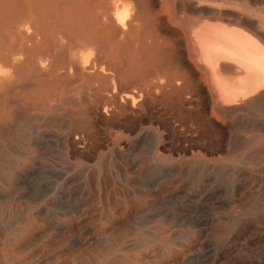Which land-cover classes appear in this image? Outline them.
I'll use <instances>...</instances> for the list:
<instances>
[{"label":"rangeland","instance_id":"1","mask_svg":"<svg viewBox=\"0 0 264 264\" xmlns=\"http://www.w3.org/2000/svg\"><path fill=\"white\" fill-rule=\"evenodd\" d=\"M50 1L42 8L55 13L54 22H38L50 29L45 56H14L18 81L10 64L1 65L7 94L0 93V262L264 264V109L216 112L185 21L209 16L202 20L215 24L221 16L218 23L261 25L264 35V0ZM95 5L110 8L112 23L96 19V43L82 44L76 32L67 42L57 21L72 25L75 12ZM122 9L140 19L132 33L113 28V14ZM12 16L18 19V0H0V29ZM198 25L188 27L191 38ZM128 92L134 101L124 97Z\"/></svg>","mask_w":264,"mask_h":264},{"label":"bare ground","instance_id":"2","mask_svg":"<svg viewBox=\"0 0 264 264\" xmlns=\"http://www.w3.org/2000/svg\"><path fill=\"white\" fill-rule=\"evenodd\" d=\"M126 1H128V0H126ZM214 1V0H213ZM50 0H18V19L16 20V16L15 17H13L12 16V18H9V20H8V22L3 26V28L2 29H0L1 31H0V41H2V40H5V39H7V43H4V44H7V45H3L2 46V42L0 43V75L2 74V67H1V65L3 64L4 66L5 65H7V64H10L11 65V69H13L12 70V75H13V77L16 79V81H18V64L15 62L16 60L15 59H13L14 58V56H16V55H18L19 53L20 54H25L26 56L27 55H30V56H35V55H38L37 57H39L40 56V58H42L43 56H45V52L43 53V51L45 50L44 49V47H45V45L48 43L47 42V38H49L48 37V31L50 30V29H48V28H43V26H47L45 23V25H38V22L41 20H44V19H46V20H50V21H53L54 22V19H53V16L55 15V13L53 12L52 13V10L49 8L46 12H45V10H44V8H42L43 6H45V5H50ZM129 2V1H128ZM142 2V1H141ZM201 2V1H200ZM225 3V1H221V3ZM234 2V1H233ZM102 3V2H101ZM100 3V4H101ZM103 3H105L104 1H103ZM102 3V4H103ZM193 3V2H192ZM235 3V2H234ZM234 3H233V5H234ZM264 3V2H263ZM61 4V3H60ZM60 4H58V5H60ZM101 4V5H102ZM203 4V3H202ZM87 5V4H86ZM100 5V6H101ZM124 5V4H123ZM192 5V4H191ZM197 5H201V4H199V3H197ZM205 5V4H204ZM226 5V4H225ZM235 5H237V4H235ZM246 5V4H245ZM52 6V5H51ZM71 6H72V4H71ZM71 6H69V7H71ZM76 6V5H75ZM95 6H97V10L95 9V11H86V10H82V7H81V10H79V11H77V12H75L74 14V23L72 24V25H64L63 24V22L62 21H60V19H59V21H57V23H56V26H58V24H59V28L61 29V31L63 32V33H65L66 35H67V42L69 41V42H71L72 40H71V36L73 35V34H75V32L78 34V35H76L75 37H77V36H81V38H80V40H81V43L82 44H85V45H87L86 43H96L98 40H97V38L99 37L100 38V33L99 32H97V31H95L96 30V26L94 27V24H95V21L97 22V24L99 23L97 20H98V17L100 16V19H101V17H105L103 20H105V19H107V20H109L110 21V23H112L111 22V15L110 14H107L105 11H108L109 12V10H110V8L108 9L107 7H106V9H105V7H103L105 10L102 12V10L100 9V7L98 6V5H95ZM94 6V7H95ZM132 6V5H131ZM237 6H239V5H237ZM247 6V5H246ZM69 7L67 6V8L69 9ZM80 7V6H79ZM78 7V8H79ZM102 7V6H101ZM144 7V6H143ZM194 7V6H193ZM218 7V6H217ZM245 7V6H244ZM248 7V6H247ZM246 7V8H247ZM60 8V7H59ZM66 8V9H67ZM125 8H128L127 6H125ZM134 8V7H133ZM199 8V7H198ZM219 8V7H218ZM77 9V8H76ZM100 9V10H99ZM222 9V8H221ZM248 9V8H247ZM204 10H207V9H204ZM214 10V9H213ZM249 10V9H248ZM247 10V11H248ZM256 10H258V9H256ZM73 11V10H72ZM99 11H101V12H99ZM135 11H136V8H135ZM215 11V10H214ZM219 11V10H218ZM221 11V10H220ZM230 11V10H229ZM253 11V10H252ZM259 11V10H258ZM257 11V12H258ZM263 11V10H262ZM262 11H260V12H262ZM61 12V11H60ZM59 12V13H60ZM65 12V11H64ZM134 12V11H133ZM203 12V11H202ZM205 12V11H204ZM209 11L207 10V12L206 13H208ZM223 12V11H222ZM234 12V11H233ZM241 12V11H240ZM44 13H45V15H44ZM69 13V12H68ZM137 13V12H136ZM201 13V12H200ZM212 12H210L209 14H211ZM217 13V12H216ZM214 14V16L215 15H217V14ZM263 14H264V12H262ZM126 9L124 10V9H122V10H119V11H116L114 14H113V19L114 20H112L113 21V28L115 29V31H117V32H120V31H122V29H126V28H128V29H132L133 27H134V25H133V23H136L137 24V21L139 22V17L136 15V14H134V16H132V19H131V16L130 15H128V14H130V13H128L127 15L130 17V20L128 21V20H125V16H126ZM138 14V13H137ZM224 14V13H223ZM236 14H238V13H236ZM262 14V15H263ZM59 15V14H58ZM73 15V14H72ZM110 15V16H109ZM200 15V14H199ZM202 15V14H201ZM222 15V14H221ZM252 15V14H251ZM56 16V15H55ZM64 16V14L63 13H60V15H59V17L60 18H62ZM198 16V15H197ZM204 16V15H203ZM211 16H212V14H211ZM211 16H210V18H211ZM218 16V15H217ZM217 16H215V17H213L212 16V19H214L215 20V18H217ZM247 16V15H246ZM264 16V15H263ZM58 17V18H59ZM70 17V16H69ZM205 17V18H204ZM204 17H202V18H204V20H209L210 21V19H209V16H207L208 17V19H206V16H204ZM230 17V16H229ZM253 17V16H252ZM50 18V19H49ZM57 18V17H56ZM57 18V19H58ZM70 18H72V16L70 17ZM69 18V19H70ZM182 18V17H181ZM185 18V17H184ZM193 18V17H192ZM202 18H198V19H201V20H199V22L198 23H196L195 21H193V20H196V19H190L189 21H190V24H189V22L187 21V20H185L187 23H186V26H187V29H186V31L188 30V33L184 30L183 32H186L188 35H189V38L191 39V41L189 42L190 44H191V42H193V40H194V44H195V47L193 46V48H195L194 49V51L196 50V52H193V53H196V55H194L195 57L197 56L198 58H199V60L203 63V67L206 69V72L204 73V75L207 73L208 74V79H209V77H210V79H211V82H212V86H210L209 85V89H210V91H209V93H212V89H213V94H214V97H215V99H216V108H214V109H216V112L217 111H219V114L220 113H222V114H229V115H231V114H234V115H237V114H239V112H241V111H244V110H252V111H256V112H260L262 109H264V35L262 34V32L260 31L262 28H261V25H260V30L259 29H252L251 27L253 26H251L250 25V28H245V26H243V24H241L242 26H240V23H236V25H227L226 24V22L225 23H218L219 22V20L221 19L222 20V18H221V16H220V19L218 20V22L216 23V21H217V19H216V21H215V24H209V23H207V22H205V21H203L202 20ZM224 18H225V16H224ZM223 18V19H224ZM2 19V18H1ZM40 19V20H39ZM66 19V18H65ZM97 19V20H96ZM228 19V18H227ZM231 19V18H230ZM241 18H239L238 20L239 21H241L240 20ZM259 19V18H258ZM93 20V21H92ZM102 20V21H103ZM178 20V19H177ZM180 20H182V19H180ZM184 20V19H183ZM182 20V21H183ZM220 20V21H221ZM237 20V19H236ZM5 21V20H4ZM40 21V22H41ZM49 21V22H50ZM65 21H67V20H65ZM64 21V22H65ZM127 21V22H126ZM200 21H202V23L200 24ZM223 22L225 21V20H222ZM221 21V22H222ZM227 21V20H226ZM230 21V20H229ZM44 22V21H43ZM101 22V21H100ZM107 22V21H106ZM191 22H193V24L195 23V24H199L198 26H196V29L193 31V33H192V35H193V37L191 38L190 37V32L191 31H189V28L188 27H193V26H191ZM204 22V23H203ZM110 23H108V24H110ZM228 23V22H227ZM234 23V22H233ZM242 23V22H241ZM254 23V22H253ZM18 24V25H17ZM29 24H33V31L30 29L29 31H28V28H27V26L29 25ZM42 24V23H41ZM48 24V23H47ZM53 24V23H52ZM96 24V25H97ZM106 24V23H105ZM104 24V25H105ZM178 25H179V23H177ZM176 24V25H177ZM230 24V23H229ZM252 24V23H251ZM259 24V23H258ZM262 24V23H261ZM18 26H21L22 28H23V31H19L18 32ZM49 26L51 27V29L54 27L53 25H51L50 23H49ZM98 26V25H97ZM181 26H183V25H181ZM186 26H185V28H186ZM20 27V28H21ZM25 27H26V29H25ZM98 27H100V26H98ZM184 27V26H183ZM182 27V28H183ZM254 27V26H253ZM258 27H259V25H258ZM29 28H31V27H29ZM94 28H95V30H94ZM179 28H180V26H179ZM195 28V26L193 27V29ZM134 29V28H133ZM132 29V30H133ZM184 29V28H183ZM192 29V30H193ZM264 29V28H263ZM56 31H57V29H55ZM59 30V29H58ZM135 30V29H134ZM134 30L133 31H131L130 30V32L132 33V32H134ZM142 30V29H141ZM140 30V31H141ZM182 30V29H181ZM30 31H32V32H30ZM55 31V32H56ZM78 31V32H77ZM110 31V30H109ZM108 31V32H109ZM128 31V30H127ZM54 31H53V33L54 34H58L57 32L55 33ZM104 32H106V31H104ZM137 32V31H136ZM5 33V34H4ZM50 33V32H49ZM53 33H50V34H53ZM113 33H116V32H113ZM113 33H110V34H113ZM49 34V35H50ZM53 34V35H54ZM121 34H124V32H121ZM55 35V37H57V39H59L60 37L62 38V34L60 35V33L58 34V35H60V37L59 36H56ZM105 35H106V33H105ZM108 35V34H107ZM107 35H106V37H107ZM113 35H115V34H113ZM125 35V34H124ZM139 35V34H138ZM142 35V34H141ZM186 35V34H185ZM109 36V38H110V35H108ZM112 36V35H111ZM130 36H132V35H130ZM135 36V35H134ZM133 36V37H134ZM50 37L52 38V35H50ZM59 37V38H58ZM54 38V37H53ZM101 38H103V36L101 37ZM188 38V36H186L185 37V39H187ZM2 39V40H1ZM65 39V38H64ZM108 39V38H107ZM190 39H188V40H190ZM193 39V40H192ZM77 41H78V39H76ZM49 41V40H48ZM66 41V40H65ZM187 41V40H186ZM78 43V42H77ZM53 44H55V43H53ZM59 44V43H58ZM57 44V45H58ZM64 44V43H63ZM49 45V44H48ZM51 45V44H50ZM50 45H49V47H50ZM65 45V44H64ZM64 45H62V47L64 46ZM113 45H115L116 46V44H113ZM118 45V44H117ZM191 45H193V44H191ZM59 46V45H58ZM60 46H61V44H60ZM119 46V45H118ZM52 47V46H51ZM102 47V46H101ZM189 47V46H188ZM112 48V47H111ZM190 48H192L191 46H190ZM63 49V48H62ZM47 50H48V48H47ZM191 50V49H190ZM50 51V50H49ZM70 51H72V49L70 50ZM193 50H191V52H192ZM47 52V51H46ZM70 53V52H69ZM72 53V52H71ZM70 53V54H71ZM43 54V55H42ZM47 54V53H46ZM54 55V54H53ZM72 55V54H71ZM70 55V56H71ZM192 56H193V54H192ZM22 57H24V56H22ZM36 57V56H35ZM26 59H27V57H25ZM51 58H52V56H51ZM70 58V57H69ZM24 59V58H23ZM54 59H55V56H54ZM76 59V58H75ZM25 60V59H24ZM31 60H33V58H31ZM53 60V59H52ZM198 60V62H200ZM29 61V60H28ZM23 63L25 62V61H22ZM27 62V61H26ZM25 62V63H26ZM39 62V61H38ZM197 62V63H198ZM24 63V64H25ZM28 63H30V62H28ZM28 63H27V66H28ZM33 63H34V61H33ZM40 64L39 65H42L43 63H42V60H40V62H39ZM200 64V63H199ZM21 65L22 66H24L25 67V65H23L22 63H21ZM31 65V64H30ZM26 66L27 68H33V67H35L34 65L32 66ZM36 65V64H35ZM52 65H54V64H52ZM77 65V64H76ZM75 65V66H76ZM93 65V64H92ZM92 65H90V66H92ZM8 66V65H7ZM78 66V65H77ZM200 66H202V64L201 65H199V67ZM9 68H10V66H8ZM25 67V68H26ZM44 67V66H43ZM57 67V66H56ZM69 67V66H68ZM85 67V66H84ZM83 67V68H84ZM86 67H87V65H86ZM85 67V68H86ZM101 67V66H100ZM29 68V69H30ZM31 68V69H32ZM37 68V67H36ZM50 68H52V67H50ZM73 68V67H72ZM84 68V69H85ZM89 68H91V67H89ZM99 68V67H98ZM102 68V67H101ZM29 69H28V71H29ZM30 69V70H31ZM34 69V68H33ZM54 68H52L51 70H53ZM56 69V68H55ZM63 69V68H62ZM62 69L60 70L61 72H62ZM103 69V68H102ZM205 69H204V71H205ZM57 70H58V68H57ZM64 70V69H63ZM79 70H81V69H79ZM85 70H87V69H85ZM40 71H41V69H40ZM39 71V72H40ZM203 71V72H204ZM31 72V71H30ZM55 72H56V70H55ZM85 72H87V71H84L83 70V73H85ZM94 72H95V69H94ZM100 72H101V70H100ZM44 73V72H43ZM63 73H65V72H63ZM82 73V74H83ZM88 73V72H87ZM91 73V72H90ZM101 73H103V71L101 72ZM104 74H105V72H104ZM104 74H102L103 76H104ZM135 74H137V75H139V73H135ZM84 75V74H83ZM89 75V74H88ZM97 75H99V74H97ZM133 77H134V75H132ZM132 76H130V77H132ZM207 76V75H206ZM78 77V76H77ZM80 77H81V75H80ZM107 77V76H106ZM83 79V78H82ZM103 79V78H102ZM135 79V78H134ZM98 80V79H97ZM136 80V79H135ZM134 80V81H135ZM138 80V79H137ZM95 81V80H94ZM127 81V80H126ZM104 82H106V81H104ZM108 82V81H107ZM132 82V81H131ZM209 82H210V80H209ZM208 82V83H209ZM2 83V79H1V76H0V84ZM19 83V82H18ZM18 83L16 84V83H14V84H16V85H14L15 86V88H16V86L18 85ZM60 83V82H59ZM83 83V82H82ZM93 83V82H92ZM97 83V82H96ZM137 83V82H136ZM149 83V82H148ZM167 83V82H166ZM183 83V82H182ZM101 84H102V82H101ZM153 84H155V83H153ZM157 84V83H156ZM6 85H7V83H6ZM12 85V84H11ZM80 85V84H79ZM168 85H169V83H168ZM13 86V85H12ZM11 86V87H12ZM13 86V87H14ZM160 86V85H159ZM162 86V85H161ZM3 87V86H2ZM11 87L9 88V89H11ZM13 87H12V89H13ZM97 87H98V85H97ZM166 87V86H165ZM170 87V86H169ZM210 87H212V89L210 88ZM5 88H7V87H5ZM186 88V87H185ZM191 88V87H190ZM3 89H4V87H3ZM3 89L1 88L0 89V93L2 92L3 93ZM8 89V88H7ZM8 89V90H9ZM17 89H18V87H17ZM17 89H16V91H17ZM102 89V88H101ZM106 89V88H105ZM111 89V88H110ZM110 89H109V91H110ZM159 89V88H158ZM162 89H164V88H162ZM180 89V88H179ZM4 90H6V89H4ZM135 90V89H134ZM139 90V89H138ZM138 90H136V91H138ZM148 90V89H147ZM165 90V89H164ZM16 91H14V92H16ZM132 91V90H131ZM186 91V90H185ZM190 91H191V89H190ZM8 92H12V91H8ZM147 92V91H146ZM151 92V91H150ZM149 92V93H150ZM167 92V91H166ZM165 92V93H166ZM18 93V92H17ZM55 93V92H54ZM96 93V92H95ZM125 93V92H124ZM130 93V94H129ZM143 93V92H142ZM148 93V92H147ZM146 93V94H147ZM164 93V92H163ZM5 94H7L6 93V91H4V93H3V95H5ZM10 94V93H9ZM8 94V95H9ZM12 94V93H11ZM13 94H15V93H13ZM153 94V93H152ZM151 94V95H152ZM184 94V93H183ZM144 95V94H143ZM175 95V94H174ZM61 96V95H60ZM124 96V95H123ZM135 96V93H133L132 94V92H128L127 94H125V98L127 99V100H132V101H134V97ZM138 96V95H137ZM10 97V96H9ZM123 97V98H124ZM140 97V95L138 96V98ZM145 97V96H144ZM162 97H163V95H162ZM180 97V96H179ZM211 97H212V95H211ZM210 97V98H211ZM62 98V97H61ZM213 98V97H212ZM16 99V98H15ZM63 100L65 99V98H62ZM165 99V98H164ZM177 99V98H176ZM136 100V99H135ZM6 101V100H5ZM9 101V100H8ZM15 101V100H14ZM60 101H61V99H60ZM125 101V100H124ZM212 101V100H211ZM157 102V101H156ZM164 102V101H163ZM179 102V101H178ZM213 102V101H212ZM1 103V102H0ZM7 103V102H6ZM51 103V102H50ZM125 103H126V101H125ZM125 103H123V104H125ZM168 103V102H167ZM140 104V103H139ZM213 104H214V102H213ZM8 105V104H7ZM9 106V105H8ZM136 106H137V104H136ZM139 106V105H138ZM50 107H51V105H50ZM135 107V106H134ZM54 108V107H53ZM132 108V107H131ZM134 109V108H133ZM250 113V112H249ZM255 113V112H254ZM261 113H263V112H261ZM221 114V115H222ZM246 114V113H245ZM257 114V113H256ZM183 115V114H182ZM229 115H227V116H229ZM248 115V114H247ZM258 115V114H257ZM260 115H262V114H260ZM220 116V115H219ZM239 116V115H238ZM246 116V115H245ZM223 117V116H222ZM251 117H249V119H250ZM233 119V118H232ZM259 119H262V118H259ZM263 119H264V117H263ZM235 120H237V119H235ZM245 120V119H244ZM243 120V121H244ZM45 121V120H44ZM51 121V120H50ZM233 121V120H232ZM240 121V120H239ZM48 122V121H47ZM46 122V123H47ZM70 122V121H69ZM74 122V121H73ZM81 122V121H80ZM255 122V121H254ZM256 122H257V119H256ZM262 122V121H261ZM43 123V122H42ZM57 123V122H56ZM61 123V122H60ZM76 123H78V121H76ZM252 123V122H251ZM264 123V122H263ZM8 124V123H7ZM20 124V123H19ZM50 124V123H49ZM58 124H59V122H58ZM57 124V125H58ZM261 124V123H260ZM4 125V124H3ZM46 125V124H45ZM47 125H48V123H47ZM56 125V126H57ZM238 125V124H237ZM240 125V124H239ZM256 125V124H255ZM254 125V126H255ZM258 125V124H257ZM256 125V126H257ZM263 125V124H262ZM1 126H2V124H1ZM68 126V125H67ZM81 126V125H80ZM84 126V125H83ZM238 127V126H237ZM247 127V126H246ZM259 127H260V125H259ZM264 127V126H263ZM58 128V127H57ZM68 128V127H67ZM72 128V127H71ZM70 128V129H71ZM76 128V127H75ZM79 128V127H78ZM81 128H82V126H81ZM80 128V129H81ZM85 128V127H84ZM241 128V127H240ZM73 129H74V127H73ZM77 129V128H76ZM247 129H249V128H247ZM254 129V128H253ZM261 129V128H260ZM263 129V128H262ZM261 129V130H262ZM67 130V129H66ZM72 130V129H71ZM70 130V131H71ZM259 130V129H258ZM72 132H73V130H72ZM77 132V131H76ZM83 132V131H82ZM71 133V132H70ZM80 134V133H79ZM238 135V134H237ZM263 136V135H262ZM77 137H79L78 135H77ZM84 138H85V136H84ZM87 138V137H86ZM244 138V137H243ZM256 138V137H255ZM2 139V138H1ZM79 139V138H78ZM4 140V139H3ZM6 140V139H5ZM240 140V139H239ZM244 140H245V138H244ZM248 140V139H247ZM250 140V139H249ZM248 140V141H249ZM252 140V139H251ZM251 140H250V142H251ZM256 140H257V138H256ZM259 140V139H258ZM6 142V141H5ZM235 142V141H234ZM249 142V143H250ZM7 143V142H6ZM5 143V144H6ZM245 143V142H244ZM248 143V142H247ZM258 143V142H257ZM4 144V145H5ZM255 144H256V142H255ZM6 145H8V143L6 144ZM249 145V144H248ZM233 146V145H232ZM232 146H230V147H232ZM243 146H245V145H242V147ZM234 147V146H233ZM232 147V148H233ZM241 148V147H240ZM238 149V148H237ZM2 150V149H1ZM0 150V151H1ZM234 150V149H233ZM242 150V149H241ZM244 150V149H243ZM230 151H231V149H230ZM237 151H239V150H237ZM2 152H4V151H2ZM256 152V151H255ZM16 153V152H15ZM1 154V153H0ZM230 154V153H229ZM251 154H252V152H251ZM3 155V154H2ZM16 155H17V153H16ZM244 158H246V156L244 157ZM249 159V158H248ZM253 160V159H252ZM251 160V161H252ZM257 160V159H256ZM242 161V160H241ZM241 161H239V162H241ZM1 162V161H0ZM9 162V161H8ZM252 163V162H251ZM11 164V163H10ZM245 164V163H244ZM5 169V168H4ZM104 175V174H103ZM101 186V185H100ZM106 187V186H105ZM3 203V202H2ZM3 206V205H2ZM13 208V207H12ZM21 211H23V210H21ZM16 212V211H15ZM24 213V212H23ZM43 213V212H42ZM6 214V213H5ZM20 215V214H19ZM24 216V215H23ZM22 217V216H21ZM78 217V216H77ZM24 218V217H23ZM21 221V220H20ZM25 221V220H24ZM39 221V220H38ZM61 221V220H60ZM109 221H111V220H109ZM3 222V221H2ZM69 222H71V220L69 221ZM73 222V221H72ZM112 222V221H111ZM35 225V224H34ZM40 225V224H39ZM62 225V224H61ZM147 225V224H146ZM26 226V225H25ZM24 226V227H25ZM113 226H115V225H113ZM5 227V226H4ZM11 227V226H10ZM23 227V228H24ZM116 227V226H115ZM27 228H28V226H27ZM154 228H156L155 226H154ZM24 229H26V228H24ZM28 229H30V228H28ZM112 230H115V228H113ZM128 230H130V229H128ZM75 231V230H74ZM111 231V230H110ZM31 232V231H30ZM104 232V231H103ZM130 232V231H129ZM146 232V231H145ZM1 233H2V231H1ZM97 233V232H96ZM105 234H106V232H104ZM127 233V232H126ZM131 233V232H130ZM192 233V235H193V232H190V234ZM10 234V233H9ZM22 234V233H21ZM103 234V233H102ZM120 234V236H119V239H120V237H121V233H119ZM129 234V233H128ZM135 234V233H134ZM147 234V233H146ZM152 234H153V232H152ZM189 234V235H190ZM11 235V234H10ZM61 235V234H60ZM107 235V234H106ZM130 235V234H129ZM139 235V234H138ZM140 235H143V234H140ZM154 235V234H153ZM191 235V236H192ZM59 236V235H58ZM103 236H105L104 234H103ZM112 236V235H111ZM110 236V237H111ZM126 236H128V235H126ZM137 236V235H136ZM144 236V235H143ZM190 236V237H191ZM61 237H63V235H61ZM65 237V236H64ZM63 237V238H64ZM77 237H80V236H77ZM118 237V236H117ZM122 237H123V235H122ZM140 237V236H139ZM145 237V236H144ZM8 238V237H7ZM107 238V237H106ZM124 238H125V236H124ZM128 238V237H127ZM149 238V237H148ZM156 238V237H155ZM154 238V239H155ZM170 238V237H169ZM107 239H109V238H107ZM112 239H113V237H112ZM142 239V238H141ZM167 239V238H166ZM185 239V238H184ZM193 239V238H192ZM64 240V239H63ZM62 240V241H63ZM116 240V239H115ZM126 240V239H125ZM143 240H145L146 241V239H143ZM163 240H165V238L163 239ZM170 240V239H169ZM70 240H68V242H69ZM117 241H118V239H117ZM121 241H123L122 240V238H121V240L119 241V242H121ZM136 241V240H135ZM142 241V240H141ZM175 241V240H174ZM189 241V240H188ZM5 242H6V240H5ZM65 242V241H64ZM83 242V241H82ZM108 242V241H107ZM107 242H105L106 243V245H107ZM109 242H110V240H109ZM108 242V243H109ZM172 242V241H171ZM9 243V245H10V242H8ZM66 243V242H65ZM71 243V242H70ZM73 243H74V241H73ZM96 243V242H95ZM113 243V242H112ZM122 243V242H121ZM127 243V242H126ZM129 243V242H128ZM141 243V242H140ZM89 244H93V242H90ZM89 244H87V245H89ZM110 244V243H109ZM108 244V245H109ZM132 244H133V242H132ZM136 244H137V242H136ZM135 244V245H136ZM165 244V243H164ZM6 245V244H5ZM8 245V244H7ZM18 245V244H17ZM75 245V244H74ZM73 245V246H74ZM111 245V244H110ZM109 245V246H110ZM113 245H116V242H115V244H113ZM120 245V244H119ZM139 245V244H138ZM143 245H145V244H143ZM148 245V244H147ZM16 246V244L14 245V247ZM72 246V245H71ZM82 246H86V245H83L82 244ZM108 246V247H109ZM132 246V245H131ZM9 247V246H8ZM91 247V246H90ZM93 247V246H92ZM92 247H91V249H92ZM125 247V246H124ZM130 247V246H129ZM128 246L126 247V249H128L129 248ZM134 247V246H133ZM139 248H141L140 246H138ZM146 247V246H145ZM13 247H11L10 249H12ZM116 248V247H115ZM135 248V247H134ZM134 248H132L133 250H134ZM5 249V248H4ZM9 249V250H10ZM84 249H85V247H84ZM113 248H111V250H112ZM138 249V248H137ZM143 249V248H142ZM145 249V248H144ZM18 250V249H17ZM16 250V251H17ZM82 250V249H81ZM89 250V249H88ZM96 249H94V251H95ZM121 250H123V249H121ZM93 251V250H92ZM99 251H100V248H99ZM109 251V250H108ZM139 251H141V250H139ZM5 252H8V251H5ZM10 252V251H9ZM44 252V251H43ZM74 252V251H73ZM72 252V253H73ZM80 252V251H79ZM97 252H98V250H97ZM96 251L94 252V254H96L97 253ZM138 252V251H137ZM228 252V251H227ZM11 253V252H10ZM17 253V252H16ZM70 253H71V251H70ZM180 253V252H179ZM74 254H76L75 252H74ZM7 255V254H6ZM11 255V254H10ZM97 255V254H96ZM128 255V254H127ZM171 255V254H170ZM182 255V254H181ZM12 256H14V255H12ZM75 256V255H74ZM119 256V255H118ZM72 257V256H71ZM105 257V256H104ZM130 257V256H129ZM221 257V256H220ZM74 258V257H73ZM115 258H117V256L115 257ZM119 258H121V256L119 257ZM170 258V257H169ZM15 259V258H14ZM52 259V258H51ZM58 259V258H57ZM110 259H112V258H110ZM124 259V258H123ZM163 259H166V258H163ZM184 259V258H183ZM6 260H8V258L6 259ZM19 260V259H18ZM72 260V259H71ZM79 260V259H78ZM117 260V259H116ZM115 260V261H116ZM133 260H134V258H133ZM132 260V261H133ZM214 260V259H213ZM11 261V260H10ZM9 261V263H11ZM20 261V260H19ZM18 261V262H19ZM73 261V260H72ZM118 262L120 261V260H117ZM126 261H128L129 262V260H127L126 259ZM132 261H130V262H132ZM160 261V260H159ZM168 261V260H167ZM81 262V261H80ZM108 262V261H107ZM110 262H112V261H110ZM123 262V261H122ZM163 262V261H162ZM7 261H2V262H0V264H9ZM16 263V262H15ZM103 263V262H102ZM113 263H115V262H113ZM146 263V262H145ZM21 264V263H20ZM23 264H27V263H23ZM74 264V263H73ZM78 264H80L79 262H78ZM82 264V263H81ZM106 264V263H105ZM115 264H117V263H115ZM120 264V263H119ZM126 264V263H125ZM127 264H129V263H127ZM136 264V263H135ZM161 264V263H160Z\"/></svg>","mask_w":264,"mask_h":264}]
</instances>
